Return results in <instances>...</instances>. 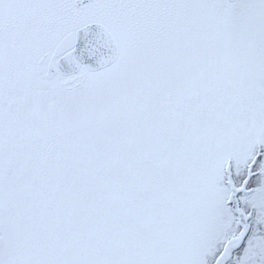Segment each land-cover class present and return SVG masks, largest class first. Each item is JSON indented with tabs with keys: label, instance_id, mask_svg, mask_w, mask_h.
I'll return each mask as SVG.
<instances>
[{
	"label": "snow or ice",
	"instance_id": "6c2138e0",
	"mask_svg": "<svg viewBox=\"0 0 264 264\" xmlns=\"http://www.w3.org/2000/svg\"><path fill=\"white\" fill-rule=\"evenodd\" d=\"M0 264H264V0H0Z\"/></svg>",
	"mask_w": 264,
	"mask_h": 264
}]
</instances>
